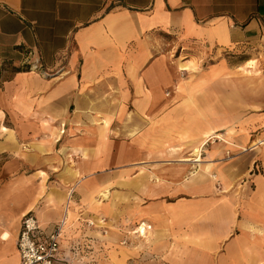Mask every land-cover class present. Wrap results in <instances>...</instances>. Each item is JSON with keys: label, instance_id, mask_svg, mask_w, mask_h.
<instances>
[{"label": "crops", "instance_id": "0c3cea01", "mask_svg": "<svg viewBox=\"0 0 264 264\" xmlns=\"http://www.w3.org/2000/svg\"><path fill=\"white\" fill-rule=\"evenodd\" d=\"M262 59L264 0H0V264L27 213L62 251L105 222V264H264Z\"/></svg>", "mask_w": 264, "mask_h": 264}, {"label": "built area", "instance_id": "2783aa9c", "mask_svg": "<svg viewBox=\"0 0 264 264\" xmlns=\"http://www.w3.org/2000/svg\"><path fill=\"white\" fill-rule=\"evenodd\" d=\"M250 149L254 150V147ZM66 223L67 220L63 217L49 234L39 237L40 228L37 220L31 213L25 214L21 219L16 242L19 264L60 263V241Z\"/></svg>", "mask_w": 264, "mask_h": 264}, {"label": "rangeland", "instance_id": "374dc122", "mask_svg": "<svg viewBox=\"0 0 264 264\" xmlns=\"http://www.w3.org/2000/svg\"><path fill=\"white\" fill-rule=\"evenodd\" d=\"M248 62V59H245V58H240L238 61H236V64L237 66H240V65H244L245 66V63ZM259 63H261V65H259V69H260V72L262 73V70H264V59L262 60H259ZM258 67V65H257ZM255 140V139H254ZM214 141H217V142H224L225 143V140L223 139V137L220 135V137L218 138H215ZM212 143V141H209V143ZM254 142V141H253ZM250 143V145H248V147H246V149H243L245 152H248V151H254V150H251L250 146L252 145V143ZM257 142V141H256ZM260 142H264V141H260ZM243 150H240V152H243ZM243 152V153H245ZM229 158H233L232 156ZM196 160H199L200 161V156H198L196 158ZM195 160V161H196ZM199 163V162H198ZM106 223L105 222H102V221H99V227L100 228V231L101 232L100 234L103 235L104 237L103 238H99V240H97L99 243L98 247L93 250H95L92 254H90L92 251H90V247L87 248L86 246H79L78 248L77 247H73V248H69V247H66L65 250L62 251V249H60V257L64 258V256L67 257V262L65 263H68V264H105L106 263V255H105V251H104V248L102 245H100L101 240L104 241V239L106 238L105 236V228H106ZM94 227V226H93ZM98 227V228H99ZM100 234H97L98 237H100ZM83 260V261H82Z\"/></svg>", "mask_w": 264, "mask_h": 264}, {"label": "bare ground", "instance_id": "6f19581e", "mask_svg": "<svg viewBox=\"0 0 264 264\" xmlns=\"http://www.w3.org/2000/svg\"><path fill=\"white\" fill-rule=\"evenodd\" d=\"M261 145H264V143H260V142H256V141H254L253 143H252V145L250 146V147H254V149H258V148H260L261 147ZM256 147V148H255ZM183 161H190V160H183ZM197 162H199V160H196Z\"/></svg>", "mask_w": 264, "mask_h": 264}]
</instances>
